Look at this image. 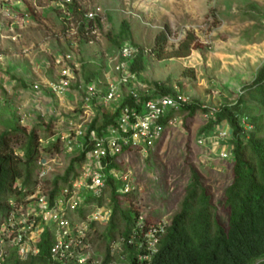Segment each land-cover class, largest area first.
<instances>
[{
	"label": "rangeland",
	"instance_id": "1",
	"mask_svg": "<svg viewBox=\"0 0 264 264\" xmlns=\"http://www.w3.org/2000/svg\"><path fill=\"white\" fill-rule=\"evenodd\" d=\"M10 1L14 14L17 15L16 10L24 9L25 3L37 9L38 17L36 21L18 17L19 20L14 22L5 20L0 14V53L3 55L0 94L4 99V104L0 106V134L14 127H19L25 134L38 127L40 134H46V126L57 114H64L81 103L83 92L73 88L59 107L49 92H36L32 87L41 81L36 79L37 75L53 81L55 69L50 65L52 59L54 55L64 54L70 49L74 35L68 33L62 15L56 9L58 0ZM76 1L84 12L100 6L103 17L100 42L91 45L87 38H83L85 42L79 44L78 55L83 63L81 80L84 82L97 77L103 80L104 74L118 59L120 46L125 41H131L147 51L142 55L140 72L148 92L157 91L158 84L161 88L185 93L202 108L219 110L223 106L237 104L241 98L254 103L246 96L264 65V0ZM69 23L74 22L71 20ZM163 31L168 39L164 58L153 51L157 36ZM189 33L197 39L191 53L186 57H168ZM31 63L35 70L24 81L26 86L15 82L19 80L16 69ZM38 104L40 106L37 107ZM19 108L27 114L22 124L17 120ZM189 114L185 116L181 129L175 128L163 141L156 140L148 157L130 149L120 156L124 162L133 165L142 187L132 200L137 202V198L141 199L146 208L154 211L155 220L162 217L168 222L179 212L186 188L192 181L191 166H195L206 178L219 210L224 192L230 185L225 172L226 161L223 163L213 153L210 165L201 159L207 160L206 156L201 157L203 150L197 144L207 123L203 118V109L196 111L187 127L185 123ZM243 122L249 129L245 116ZM210 131L213 135L215 128L212 126ZM62 162L63 165L55 166L50 172L51 180L64 175L71 158L63 155ZM65 183L66 180H63L61 185ZM128 201L129 204L132 202ZM128 201L123 197L125 208ZM6 211L3 205L0 219ZM109 223L97 225L93 236L94 249L104 257L109 248L114 250L112 237H118V231L105 236ZM119 228L122 229L123 224ZM114 251L118 255L121 250Z\"/></svg>",
	"mask_w": 264,
	"mask_h": 264
},
{
	"label": "built area",
	"instance_id": "2",
	"mask_svg": "<svg viewBox=\"0 0 264 264\" xmlns=\"http://www.w3.org/2000/svg\"><path fill=\"white\" fill-rule=\"evenodd\" d=\"M10 3V0H0V14L5 20L17 22L21 16L17 10V15L14 14ZM72 3L73 0L55 3L68 33L74 35L70 49L54 55L50 64L56 70L57 78L46 84L35 83L32 88L36 92H49L58 106H62L73 88H79L83 92L81 103L64 114H57L46 126L50 128L49 132L39 137L34 174L37 184L31 189L24 188L20 198L7 200V212L0 219V264L12 256L26 261L38 254L46 233L51 244L49 260L53 264H104L106 257L94 249L93 236L96 226L108 224L113 216V195L130 199L133 210L139 209L130 237H117L111 241L113 249L123 251L122 244L136 242L140 250L138 260L151 262L168 222L147 221L150 208H146L139 198L137 202L131 200L142 187L133 165L124 162L120 156L130 149L148 157L156 140L163 141L175 128L184 126L185 116L189 113L185 110L195 101L179 91L174 94L148 92L149 88L141 81V72L133 69L139 56L147 51L131 41L120 46L118 59L104 74L103 80L99 77L81 80L83 63L78 55L79 44L83 38L91 45L100 42V27L96 20L102 24V8L96 6L84 12L80 7L84 17L74 21L69 9ZM71 20L74 23H69ZM81 26L82 32L79 31ZM2 61L0 53V63ZM3 104L0 94V106ZM203 109V118L207 122L215 119L219 112L217 108ZM17 114L19 123H24L27 114L20 108ZM105 116L112 121L106 126ZM95 120L96 127L93 128ZM230 138L231 130L226 124L217 125L213 135H200L197 144L206 151L202 157H207L202 161L206 165L212 163L209 153L215 144H221V150L214 155L222 162L229 160L232 148L228 145L223 149L222 146ZM63 155L76 163L66 177L69 163L64 175L60 176L66 178V183L62 186L63 180L60 181L57 193L52 196V188H48L45 181L50 179L55 166L63 165ZM110 250L111 255H115V251ZM121 251L118 252L121 262L113 259L108 264H126L127 257L121 255Z\"/></svg>",
	"mask_w": 264,
	"mask_h": 264
},
{
	"label": "trees",
	"instance_id": "3",
	"mask_svg": "<svg viewBox=\"0 0 264 264\" xmlns=\"http://www.w3.org/2000/svg\"><path fill=\"white\" fill-rule=\"evenodd\" d=\"M24 6V9L17 10L19 15L36 21L38 17L36 8L32 4L24 3ZM69 9L75 20L83 19L84 12L80 10L76 0H73ZM96 23L102 28L100 20L97 19ZM79 31H83V26ZM167 40V34L163 31L155 42L153 51L162 58L167 53ZM196 41L195 35L189 33L179 48L168 57L188 56L195 48ZM83 42L85 40H81V44ZM139 47L144 50L143 47ZM142 55L133 65L136 72L142 69ZM156 86L159 94H174L168 88H161L158 84ZM246 97L253 99L254 103L246 102L241 98L235 105L223 106L215 119L207 122L202 129L203 134H210L209 130L212 126L215 128L225 123L231 130V138L227 143L232 148V156L229 160H225L228 163L225 172L230 185L224 192L221 210L213 201L206 178L195 166H191L192 181L186 188L181 208L168 220L165 234L161 237L158 251L152 261L138 260L140 250L135 242L122 244L121 255L127 257L126 262L130 264H264V65ZM198 109L203 108L194 102L185 110L190 113L185 123L187 127ZM243 116L248 121L249 129L244 125ZM96 122L97 120L94 121L93 128L96 127ZM103 122L106 126L112 121L105 116ZM45 129V133L50 130V128ZM22 134L25 132L19 127L0 134V210L3 205L7 208V200L10 197L20 198L24 188L31 189L30 187L37 184L34 174L37 168L38 140L42 134L38 127L25 134L23 139H21ZM20 142L21 144L16 147ZM75 163L76 160L71 162L66 177L74 170ZM62 180L66 178L58 177L45 181L47 187L52 188V196L57 193ZM112 206L113 216L108 226V233L104 235L118 231V237L124 236L128 239L136 226L139 209L133 210V206L129 203L125 208L123 197L116 195L112 196ZM161 220L162 217L155 220L154 211L148 210L147 221ZM120 224H123L122 229L119 228ZM48 238L49 235L47 237V233L44 234L39 244L40 252L32 255L28 260L22 261L12 256L4 264H53L49 260L51 244ZM116 238L114 235L111 241ZM113 259L121 262L118 255H111L109 248L104 264H108Z\"/></svg>",
	"mask_w": 264,
	"mask_h": 264
},
{
	"label": "crops",
	"instance_id": "4",
	"mask_svg": "<svg viewBox=\"0 0 264 264\" xmlns=\"http://www.w3.org/2000/svg\"><path fill=\"white\" fill-rule=\"evenodd\" d=\"M24 8H25V6H24ZM36 11H37V9H36ZM9 57V56H8ZM10 57H12V56H10ZM26 62H29V60H27ZM30 66H32V63H31V65H25V64H22L19 68H17L16 69V72H17V74L19 75V77H18V81L17 80H15V82H17V83H20L21 85H23V86H26V83L24 82V81H26V79L28 78L27 76L29 75V74H31L32 73V71H34L35 69L33 68V66H34V64H33V66L32 67H30ZM14 71V70H13ZM12 71V72H13ZM13 74H14V72H13ZM38 77L36 78V79H41V81L39 80V82H37V83H41V84H46L48 81H50V80H48L47 79V77H39V75H37ZM57 78V72H56V70H55V72L53 73V75H52V79L53 80H55ZM43 91H45V90H43ZM38 106H40L39 104L37 105V107ZM58 106V105H57ZM59 107H62V106H59ZM228 143H224L223 144V149L224 148H226V147H228ZM219 146L221 147V144H215V146L213 145V149L210 151V153L209 154H211L212 155V153L213 154H216L217 152H219V150H221V148H219ZM208 152V151H207ZM203 153H206V151L205 150H203ZM203 153H202V155H203ZM202 155H201V157H202ZM202 159V158H201Z\"/></svg>",
	"mask_w": 264,
	"mask_h": 264
}]
</instances>
